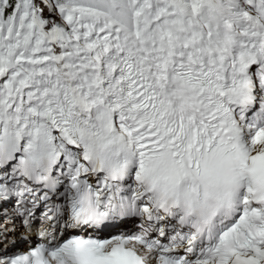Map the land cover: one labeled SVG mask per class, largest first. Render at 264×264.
<instances>
[{
    "label": "snow or ice",
    "instance_id": "obj_1",
    "mask_svg": "<svg viewBox=\"0 0 264 264\" xmlns=\"http://www.w3.org/2000/svg\"><path fill=\"white\" fill-rule=\"evenodd\" d=\"M0 264H264V0H0Z\"/></svg>",
    "mask_w": 264,
    "mask_h": 264
}]
</instances>
